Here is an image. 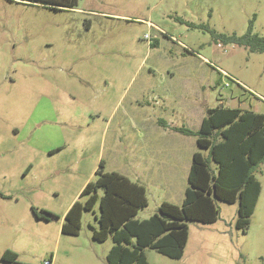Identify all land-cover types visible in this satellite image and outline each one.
Instances as JSON below:
<instances>
[{"label": "rangeland", "instance_id": "374dc122", "mask_svg": "<svg viewBox=\"0 0 264 264\" xmlns=\"http://www.w3.org/2000/svg\"><path fill=\"white\" fill-rule=\"evenodd\" d=\"M48 7L0 0V255L12 250L18 264H107L112 240L92 238L99 203L82 212L77 236L61 233L65 213L85 203L81 190L100 161L105 172L147 185L137 220L161 198L181 205L192 154L208 153L159 121L196 132L206 109L222 104L264 114V53L210 33L241 36L252 23L263 37L264 0ZM168 140L184 146L177 162L165 156ZM160 175H172L171 195ZM255 175L261 194L245 232L236 227L238 203L216 201V222L188 223L181 260L146 249L148 264H264V162ZM31 207L57 218L37 220Z\"/></svg>", "mask_w": 264, "mask_h": 264}, {"label": "trees", "instance_id": "16d2710c", "mask_svg": "<svg viewBox=\"0 0 264 264\" xmlns=\"http://www.w3.org/2000/svg\"><path fill=\"white\" fill-rule=\"evenodd\" d=\"M31 1V0H29ZM49 9L73 8L79 0H32ZM51 4V5H50ZM197 28H205L197 26ZM215 40L246 48L249 52L264 53V36L252 33V23L244 35L215 34ZM157 40V39H156ZM156 41L151 43L155 46ZM181 135L196 137V145L206 149L208 156L195 152L187 176L188 186L181 205L163 201L148 218L136 216L148 206L146 188L119 172H105L100 161L96 180L86 183L80 196L85 203L76 201L64 215L61 233L77 236L83 211H93L99 203L98 224L92 228L97 242L111 239L107 264H148L146 249H152L170 260H181L188 243V223L204 225L218 220L216 201L238 203L236 227L243 232L255 211L261 184L255 169L264 162V114L239 108L217 107L206 109L196 132L187 128H172ZM210 163L215 164V169ZM37 220L57 218L53 213L31 207ZM18 254L6 250L0 255L3 263L18 264Z\"/></svg>", "mask_w": 264, "mask_h": 264}, {"label": "crops", "instance_id": "0c3cea01", "mask_svg": "<svg viewBox=\"0 0 264 264\" xmlns=\"http://www.w3.org/2000/svg\"><path fill=\"white\" fill-rule=\"evenodd\" d=\"M243 106V105H242ZM183 115L184 117H187V111L184 110L183 113L181 114ZM204 118V115L202 116V119H201V123H202V120ZM172 123V124H171ZM170 124L166 123V122H163V121H159V125L162 127V129L164 130H172L173 134H179V133H176L175 131H173L172 128H181V127H176V126H173V122H171ZM181 135V134H179ZM166 146H167V151L165 152V156H167L168 158H172L174 160H176V162L178 161V159L184 155V146L181 145L179 142L177 141H173V140H168L166 141ZM192 157H193V154H192ZM128 178V177H127ZM136 178H138L136 176ZM132 181H137L138 180H132ZM156 182L157 184L162 187V189H165V190H168V193L171 195L172 192L174 191V188H173V181H172V175H163V177L160 175L159 177L156 176ZM139 183V182H138ZM141 185H143L146 190L148 191V187L145 183H139ZM173 196V195H172ZM181 199V198H180ZM178 199V200H180ZM160 203L158 204L157 208L159 207V205L163 202V201H168V202H171L172 204H176V203H173L171 200L169 199H165V198H161L160 200ZM148 207V206H147ZM146 207V208H147ZM156 208V209H157ZM144 210V209H143ZM142 210V211H143ZM64 222V220H63Z\"/></svg>", "mask_w": 264, "mask_h": 264}, {"label": "built area", "instance_id": "2783aa9c", "mask_svg": "<svg viewBox=\"0 0 264 264\" xmlns=\"http://www.w3.org/2000/svg\"><path fill=\"white\" fill-rule=\"evenodd\" d=\"M145 39L150 40L151 37L149 35H146L145 36ZM226 86H228V84H226ZM44 264H51V261L50 260H47V261L44 262Z\"/></svg>", "mask_w": 264, "mask_h": 264}, {"label": "water", "instance_id": "95a60500", "mask_svg": "<svg viewBox=\"0 0 264 264\" xmlns=\"http://www.w3.org/2000/svg\"><path fill=\"white\" fill-rule=\"evenodd\" d=\"M222 106H223V104H222V105H220V107H222ZM240 109H241V110H248V107H247V106H245V105H243V106H242V108L240 107Z\"/></svg>", "mask_w": 264, "mask_h": 264}]
</instances>
